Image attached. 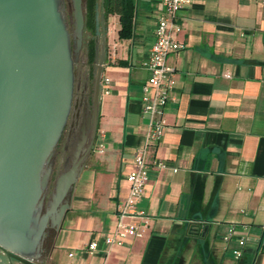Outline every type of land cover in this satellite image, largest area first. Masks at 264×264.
<instances>
[{
    "label": "crops",
    "instance_id": "crops-1",
    "mask_svg": "<svg viewBox=\"0 0 264 264\" xmlns=\"http://www.w3.org/2000/svg\"><path fill=\"white\" fill-rule=\"evenodd\" d=\"M161 10L160 0H134L129 38L118 36L117 14L106 17L109 93L100 91L95 142L61 228L44 240V264H264V0H191L179 12L176 39L185 47L168 56L175 84L166 125L146 148L149 162L168 167L151 168L137 203L144 236L104 242L148 133L142 64ZM230 224L246 237L238 259L236 241L220 239ZM92 240L98 247L89 252Z\"/></svg>",
    "mask_w": 264,
    "mask_h": 264
},
{
    "label": "water",
    "instance_id": "water-1",
    "mask_svg": "<svg viewBox=\"0 0 264 264\" xmlns=\"http://www.w3.org/2000/svg\"><path fill=\"white\" fill-rule=\"evenodd\" d=\"M83 0H0V251L8 264H39L48 229L58 231L69 196L93 148L78 144L54 180L52 155L67 123L75 56L83 42ZM95 102L99 103L104 41L95 39Z\"/></svg>",
    "mask_w": 264,
    "mask_h": 264
},
{
    "label": "built area",
    "instance_id": "built-area-1",
    "mask_svg": "<svg viewBox=\"0 0 264 264\" xmlns=\"http://www.w3.org/2000/svg\"><path fill=\"white\" fill-rule=\"evenodd\" d=\"M160 3L162 10L153 30V42L142 64L147 72L146 81L142 86L141 100L143 112L149 115L148 133L144 146L138 148L133 154L132 167L126 174L129 184L128 191L117 203L116 221L112 232L104 237L105 244L109 246H120L130 239L144 236L147 220L143 212L137 209V203L143 195L151 168L162 170L168 167L162 159L149 162L146 159V148L157 143L163 136L166 125L165 109L175 84V69L168 63V56L185 47L176 39V35L182 29L178 14L185 5L191 3V0H160ZM109 82L110 79L107 76H102V92L109 93ZM104 148L103 140H101L97 144V152L103 153ZM239 229L236 224H230L220 236L225 243L236 241L237 247L232 249L235 259L242 256V248L246 243V237L238 233L241 231ZM97 247L98 242L92 240L87 245V250L92 252Z\"/></svg>",
    "mask_w": 264,
    "mask_h": 264
},
{
    "label": "flooded vegetation",
    "instance_id": "flooded-vegetation-1",
    "mask_svg": "<svg viewBox=\"0 0 264 264\" xmlns=\"http://www.w3.org/2000/svg\"><path fill=\"white\" fill-rule=\"evenodd\" d=\"M67 23L69 30L72 32V29L70 28V23H71L70 15L67 18ZM99 36L97 37L98 39ZM102 42H103V34L98 44V55L100 54V50L102 48ZM83 52H85V49L83 47V42H82V46L77 56H75V64H76L75 91L73 95L72 108L68 116L67 123L64 127V130L58 142V145H60L61 141H63L60 154L58 155V145H57L52 155V161H53L52 172L50 175L48 187L45 191L44 206L46 205L49 199L48 190L50 187V181L55 168L54 164L56 162L57 156H59V161L62 162V166L64 169L65 165L69 164L72 161L76 147L83 140V138H85V146H86L91 141V139H93V144H94L97 135L98 126H99V103L96 105L95 95H94L96 50H95V58H94L95 63L93 68H91L90 64L88 63V56L82 54ZM105 54H106V46L104 45V56ZM78 60H80V64H81L80 66L81 68L79 71L77 68ZM87 67H89V69ZM100 91H101V82H100ZM99 101H100V96H99ZM52 232L53 229L49 228L47 233V238L50 236ZM44 252L45 251L43 250V253ZM0 255L5 257V255L1 251H0ZM37 261H40V259H37ZM6 262L8 264L7 259ZM13 262L18 263V261L16 260H13Z\"/></svg>",
    "mask_w": 264,
    "mask_h": 264
},
{
    "label": "trees",
    "instance_id": "trees-1",
    "mask_svg": "<svg viewBox=\"0 0 264 264\" xmlns=\"http://www.w3.org/2000/svg\"><path fill=\"white\" fill-rule=\"evenodd\" d=\"M67 4L71 9L70 0H64L66 18L71 16V12L66 10ZM82 4L84 14L83 47L88 56V63L93 68L95 39L101 34V29L106 27L105 20L109 14L118 15L120 25L118 36L120 38H129L133 35L134 0H83ZM45 257L46 252L37 262L44 264ZM18 264L22 263L18 262Z\"/></svg>",
    "mask_w": 264,
    "mask_h": 264
},
{
    "label": "rangeland",
    "instance_id": "rangeland-1",
    "mask_svg": "<svg viewBox=\"0 0 264 264\" xmlns=\"http://www.w3.org/2000/svg\"><path fill=\"white\" fill-rule=\"evenodd\" d=\"M66 10L68 11V12H71V9H70V7L68 8V4L66 5ZM102 21H103V19H102ZM70 28L72 29V22L70 23ZM102 34H103V32H102V29H101V36H102ZM101 36H99V40H100V38H101ZM82 54H84L85 56H86V53L85 52H83ZM76 65V64H75ZM81 66V64H80V60H78V64H77V68H78V71L80 70V67ZM88 69H89V67H87ZM86 68V69H87ZM74 91H75V87H74ZM62 144H63V141H61V143H60V145H58V155L60 154V151H61V148H62ZM54 171H53V174H52V177H51V181H50V187H49V190H48V195H49V197H50V195H51V192L53 191V186H54V180H55V178H56V176L61 172V171H63L64 169H63V166H62V162L61 161H59V156H57V158H56V162H55V164H54ZM41 258V257H40ZM40 258H38V259H40ZM0 264H7V262H6V259L2 256V255H0ZM13 264H18V263H14L13 262Z\"/></svg>",
    "mask_w": 264,
    "mask_h": 264
}]
</instances>
